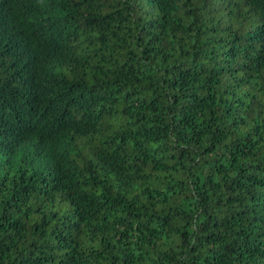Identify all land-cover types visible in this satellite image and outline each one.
Here are the masks:
<instances>
[{"label":"trees","instance_id":"trees-1","mask_svg":"<svg viewBox=\"0 0 264 264\" xmlns=\"http://www.w3.org/2000/svg\"><path fill=\"white\" fill-rule=\"evenodd\" d=\"M0 264H264V0H0Z\"/></svg>","mask_w":264,"mask_h":264}]
</instances>
